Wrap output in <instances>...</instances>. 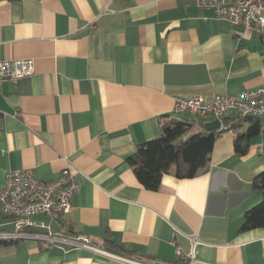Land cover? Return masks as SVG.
<instances>
[{
  "label": "crops",
  "instance_id": "crops-1",
  "mask_svg": "<svg viewBox=\"0 0 264 264\" xmlns=\"http://www.w3.org/2000/svg\"><path fill=\"white\" fill-rule=\"evenodd\" d=\"M22 59L35 60L34 74L0 91V190L14 170L51 182L70 168L79 185L70 213L32 217L25 232L104 252L20 239L1 249L0 264H125L111 253L264 264V228L244 229L264 200L255 183L264 117L241 156L235 140L255 121L230 111L206 171L179 179L173 166L155 191L127 162L172 122L216 121L176 113V98L210 102L264 86V33L218 19L196 0H0V61ZM15 226L0 211V235Z\"/></svg>",
  "mask_w": 264,
  "mask_h": 264
},
{
  "label": "built area",
  "instance_id": "built-area-1",
  "mask_svg": "<svg viewBox=\"0 0 264 264\" xmlns=\"http://www.w3.org/2000/svg\"><path fill=\"white\" fill-rule=\"evenodd\" d=\"M196 4L200 9L212 10L218 19L264 33V0H196ZM34 72V59L0 61V91L5 82L17 84ZM174 111L203 118L212 116L220 123L230 111H234L237 116L261 118L264 117V86L257 90H245L237 95L218 94L210 102L202 97H179L175 99ZM78 192L79 185L70 168L65 169L60 178L51 182L40 180L31 169L9 172L6 186L0 190V211L4 216L14 219L16 226L14 232L0 235V239L42 240L50 246H71L104 252L88 241L66 239L51 233L25 232L27 226L34 225L31 218L37 215L60 221L72 210V199ZM178 255L188 264H196L194 256ZM108 256L125 264H165L155 260L147 263L142 259L112 253Z\"/></svg>",
  "mask_w": 264,
  "mask_h": 264
},
{
  "label": "trees",
  "instance_id": "trees-1",
  "mask_svg": "<svg viewBox=\"0 0 264 264\" xmlns=\"http://www.w3.org/2000/svg\"><path fill=\"white\" fill-rule=\"evenodd\" d=\"M238 117L255 121L245 134L235 140L236 153L243 156L247 153L250 139L260 131V125L257 118ZM219 135L218 130L209 131L203 123L175 121L163 128L160 137L139 145L127 162L138 180L147 189L155 191L160 187L163 175L169 173L173 166L179 179L194 178L205 172ZM255 183L264 192V172ZM255 228H264V200L246 216L244 229ZM13 244L14 240H0V251Z\"/></svg>",
  "mask_w": 264,
  "mask_h": 264
},
{
  "label": "water",
  "instance_id": "water-1",
  "mask_svg": "<svg viewBox=\"0 0 264 264\" xmlns=\"http://www.w3.org/2000/svg\"><path fill=\"white\" fill-rule=\"evenodd\" d=\"M220 127H221L220 121L216 120V121H214L212 123L207 124L206 129L209 130V131H213V130L219 129Z\"/></svg>",
  "mask_w": 264,
  "mask_h": 264
}]
</instances>
